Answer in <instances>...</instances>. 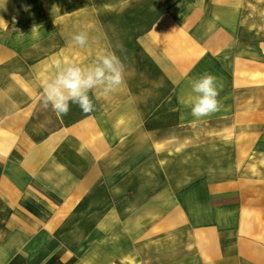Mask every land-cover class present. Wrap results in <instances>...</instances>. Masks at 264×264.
Returning <instances> with one entry per match:
<instances>
[{"label": "rangeland", "instance_id": "obj_1", "mask_svg": "<svg viewBox=\"0 0 264 264\" xmlns=\"http://www.w3.org/2000/svg\"><path fill=\"white\" fill-rule=\"evenodd\" d=\"M179 1L185 0H0V44L11 48L5 68L10 65L13 77L12 83L1 81L8 75L0 67V91L11 96L5 98L11 113L25 118L15 138L24 135L33 142L43 137L44 167L54 160L61 172L78 180L70 182L77 193L51 195L42 188L43 201L33 204L39 209L27 212L28 217L35 218L41 208L51 212L54 205H74L58 212L59 218L71 220L60 227V242L70 243L71 264H100V256L114 253L111 238L99 235L106 224H120L122 215L125 235H159L175 214L209 217L210 208L199 204L209 197L202 194L207 187L241 186L240 179L259 174L258 148H248L233 161L229 136H217L211 116L194 118L178 97L173 69L179 52L170 53L169 45L165 53L164 20L174 19ZM79 31L89 38L83 48L71 39ZM102 51L114 52L125 66L119 89L89 93L94 109L87 113L77 104L60 115L44 107L42 83L53 75L57 61L88 65ZM79 124L90 130L87 140L83 127L72 129ZM235 138L242 142L244 134ZM12 160L16 164L21 158L14 154ZM4 164L0 156V172ZM19 197L11 208L0 209V218L25 217L32 204ZM42 230L27 234L28 264H40L57 247L52 241L45 244ZM11 231L18 234L19 227ZM111 261L116 263L114 257Z\"/></svg>", "mask_w": 264, "mask_h": 264}, {"label": "crops", "instance_id": "obj_2", "mask_svg": "<svg viewBox=\"0 0 264 264\" xmlns=\"http://www.w3.org/2000/svg\"><path fill=\"white\" fill-rule=\"evenodd\" d=\"M178 4L174 19L164 20L165 53L169 45L170 53L179 52L173 69L178 97L186 100L188 107L193 95L190 81L205 71L216 75L222 85L221 107L204 120L211 116V130L217 136L220 132L229 136L233 161L248 148H258L259 174L240 179L241 186L207 187L202 194L209 197L199 204L210 208L206 213L209 217L175 214L159 235L133 231L125 235L123 215L120 224L111 228L106 224L99 236L110 237L115 249L100 256V264H114L113 257L115 264H264V0H185ZM10 51L6 44H0V67L8 75L1 81L7 83L13 79L10 65L5 68ZM0 97L4 100L3 104L0 101V156L5 162L0 172V209L17 204L19 196L20 201L32 204L25 209L24 218H0V264H28L27 234L40 228L47 236L41 237L45 244H57L40 264H71L66 247L70 243L60 242V227H67L71 220L59 218L58 212L74 205H54L51 212L41 208L35 218L27 212L39 209L33 204L43 201L42 188L51 195L77 193L78 188L72 191L70 182L78 180L61 172L54 160L44 167L42 155L47 149L43 137L33 142L24 135L15 138L24 129L25 118L11 113L12 106L5 103L11 96L0 91ZM80 125L72 129L81 130ZM83 129L87 140L90 130ZM237 133L244 134L242 142L235 138ZM14 154L21 158L16 164ZM120 206L122 210L123 204ZM13 226L19 227L18 234H12Z\"/></svg>", "mask_w": 264, "mask_h": 264}, {"label": "clouds", "instance_id": "obj_3", "mask_svg": "<svg viewBox=\"0 0 264 264\" xmlns=\"http://www.w3.org/2000/svg\"><path fill=\"white\" fill-rule=\"evenodd\" d=\"M72 41L85 47L88 44L86 31L74 33ZM125 66L114 52H100L88 65L60 62L55 64L52 76L42 83L41 98L44 107L51 106L58 115L67 114L71 104H77L85 113L94 109L89 93L96 89L104 95L115 92L124 83ZM191 115L196 119L208 116L221 107L219 93L222 85L216 75L205 71L190 81ZM99 98V97H97Z\"/></svg>", "mask_w": 264, "mask_h": 264}]
</instances>
